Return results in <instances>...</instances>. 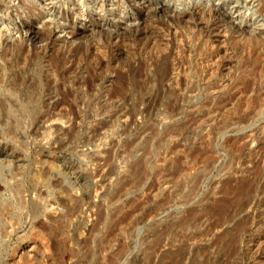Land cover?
Wrapping results in <instances>:
<instances>
[{"label": "rangeland", "instance_id": "obj_1", "mask_svg": "<svg viewBox=\"0 0 264 264\" xmlns=\"http://www.w3.org/2000/svg\"><path fill=\"white\" fill-rule=\"evenodd\" d=\"M261 1L0 0V264H264Z\"/></svg>", "mask_w": 264, "mask_h": 264}, {"label": "bare ground", "instance_id": "obj_2", "mask_svg": "<svg viewBox=\"0 0 264 264\" xmlns=\"http://www.w3.org/2000/svg\"><path fill=\"white\" fill-rule=\"evenodd\" d=\"M201 8V7H200ZM215 12V11H214ZM257 13H259V14H262V13H264V0H262L261 1V4H260V7L258 8V11H257ZM220 20V19H219ZM212 27V26H211ZM145 28V27H144ZM167 29V28H166ZM206 29V28H205ZM9 30V28H6L5 30H2V31H8ZM146 31V30H145ZM164 31V30H163ZM208 31V30H207ZM165 32V31H164ZM215 32V31H214ZM210 33V32H209ZM174 34V33H173ZM205 34V33H204ZM75 35V34H74ZM223 35V34H222ZM159 36V35H158ZM4 36L0 33V41H1V39L3 38ZM74 37V36H73ZM208 37V36H207ZM163 38V37H162ZM169 38V37H168ZM157 39V38H156ZM165 39V38H164ZM158 40H160V39H158ZM166 40V39H165ZM168 42H170V41H168ZM176 42V41H175ZM153 43H155V42H153ZM166 42H164L163 44H165ZM208 43V42H207ZM156 44V43H155ZM159 44V43H158ZM161 44V43H160ZM154 46H156V45H154ZM166 46V45H165ZM164 46V47H165ZM162 47V46H161ZM163 47V48H164ZM175 47V46H174ZM158 49V48H157ZM163 53V52H162ZM170 53V52H169ZM171 54V53H170ZM173 55V54H172ZM220 56V55H219ZM176 57V56H175ZM179 57V56H178ZM205 59V58H204ZM206 60V59H205ZM208 61V60H207ZM210 63V62H209ZM213 63V62H212ZM211 63V64H212ZM207 67V66H206ZM2 70V69H1ZM10 70V69H9ZM2 73V72H1ZM5 74V73H4ZM6 75V74H5ZM2 76V75H1ZM1 76H0V78H1ZM4 77V76H3ZM8 77H10V75L8 76ZM5 81V80H4ZM6 81H7V79H6ZM9 81H11V80H9ZM3 82V81H2ZM4 83V82H3ZM5 84V83H4ZM2 85V84H1ZM6 85V84H5ZM4 87V90L3 91H5V93H7V92H9V91H11V90H13V86H12V83H11V85H9L8 86V84L6 85V86H1L0 87V89L1 88H3ZM13 87V88H12ZM10 88V89H9ZM18 90V89H17ZM16 90V91H17ZM7 91V92H6ZM12 92V91H11ZM9 94V93H8ZM9 96V95H8ZM5 97V96H4ZM7 97V96H6ZM5 97V99H8V97L6 98ZM11 97V96H10ZM52 97V96H51ZM13 99V98H12ZM11 99V100H12ZM2 100V99H1ZM8 100H10V98L8 99ZM50 100V99H49ZM53 100H54V98H53ZM16 106V105H15ZM18 107V106H17ZM20 108V107H19ZM19 108H17V110H18V112H19ZM14 105H13V102H12V104H11V102L9 103L8 101L5 103V100L3 101V102H0V114H9V113H11L12 111L14 112ZM21 109H24V108H21ZM21 111V110H20ZM16 112V111H15ZM14 112V113H15ZM20 113V112H19ZM5 114V115H6ZM13 114V113H12ZM10 115V114H9ZM1 116V115H0ZM3 118V117H2ZM4 119V118H3ZM1 121V120H0ZM3 121V120H2ZM41 121V120H40ZM4 143V142H3ZM3 145V144H2ZM6 146L4 145V146H0V155H2V157H3V154H2V152L4 151V148H5ZM11 147V146H10ZM9 148V147H8ZM10 151V150H9ZM5 152V151H4ZM6 155H7V152H6ZM12 155V154H11ZM15 155V154H14ZM9 157V156H8ZM3 159V158H2ZM1 159V160H2ZM8 159H10V158H8ZM18 159V158H17ZM4 160H6L5 159V157H4ZM12 162V161H11ZM17 162V161H16ZM16 166V165H15ZM4 183V182H3ZM2 183V184H3ZM1 184V183H0ZM5 185V184H4ZM22 186H18L17 188H21ZM1 188H2V185H0V190H1ZM15 188V187H14ZM16 189V188H15ZM246 190V189H245ZM245 190H243L242 189V191L244 192ZM241 191V193L243 194V192ZM240 193V192H239ZM240 193V194H241ZM235 195V194H234ZM243 196V195H242ZM242 196L241 197H239V195H238V197L241 199L242 198ZM235 198H236V196H235ZM237 200V199H236ZM239 200V199H238ZM242 201V200H241ZM234 202H235V200H234ZM234 202H232V198L231 199H227V201L225 202V204H224V208L222 207V209H219V210H223L224 212H225V210H227V209H229L230 208V210H231V207H232V203H234ZM2 206V205H1ZM241 207V206H240ZM240 207H238V208H240ZM1 208V207H0ZM227 211H229V210H227ZM0 212H1V210H0ZM223 212V213H224ZM230 212V211H229ZM228 212V213H229ZM1 215H3V214H1ZM219 215V214H218ZM226 216V215H225ZM222 217H224V216H222ZM218 218V217H217ZM221 218V217H220ZM222 219V218H221ZM218 221H219V223H220V220L219 219H217ZM217 222V221H216ZM218 223V222H217ZM253 234V233H252ZM258 234V233H257ZM264 234V233H263ZM252 236V235H251ZM263 238V237H262ZM260 243V242H259ZM253 244V243H252ZM248 245V244H247ZM262 248V247H261ZM247 249H249V248H247ZM255 249V248H254ZM251 254H252V252H251ZM254 256V255H253ZM256 261H254V263H255ZM261 263V262H260ZM259 263V264H260ZM263 263V262H262ZM258 264V263H257Z\"/></svg>", "mask_w": 264, "mask_h": 264}]
</instances>
